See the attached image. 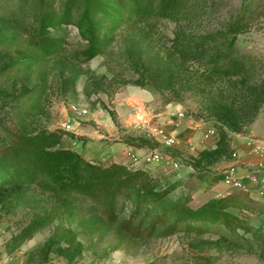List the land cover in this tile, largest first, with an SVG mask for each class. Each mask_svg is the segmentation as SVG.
Wrapping results in <instances>:
<instances>
[{
	"label": "rangeland",
	"instance_id": "rangeland-1",
	"mask_svg": "<svg viewBox=\"0 0 264 264\" xmlns=\"http://www.w3.org/2000/svg\"><path fill=\"white\" fill-rule=\"evenodd\" d=\"M239 19L232 57L222 56ZM231 60L239 63L227 72ZM74 105L88 113L73 112ZM166 107L184 113L176 114L178 126L200 124L198 140L215 128L204 139L217 138L216 147L179 159L174 148L146 137L147 111ZM75 124L196 170L218 168L234 157L233 137L264 131V0H144L136 13L126 0H0V172L9 170L8 140L17 131L55 132L56 148L97 166L117 163L79 153L69 143ZM175 170L149 173L162 194L148 220L166 211L168 221L143 238L59 192L47 175L13 183L0 173V264H264V203L233 209L246 229L182 222L165 234L186 207L220 198L194 197L189 185L172 180Z\"/></svg>",
	"mask_w": 264,
	"mask_h": 264
},
{
	"label": "trees",
	"instance_id": "trees-1",
	"mask_svg": "<svg viewBox=\"0 0 264 264\" xmlns=\"http://www.w3.org/2000/svg\"><path fill=\"white\" fill-rule=\"evenodd\" d=\"M130 13L139 12L144 8V0H126ZM44 21V16L41 22ZM242 30L240 19L228 28V38L225 49L218 51L222 56L232 57L234 41ZM239 62L225 63L223 68L229 71ZM254 112L253 118L257 117ZM8 144L14 150V157L5 173V181L40 179L47 175L52 185L67 197L90 204L98 210L111 224H118L120 228L132 237L143 238L155 235L162 224H166V211H160L150 220L152 205H156V198L162 194L152 184L149 172L134 169L126 165L113 163L108 167L97 166L85 162L80 154L63 148H56L58 134L41 131L37 134L17 131L11 134ZM6 147V145H5ZM49 181V179H48ZM2 182V179L0 180ZM241 201H247L244 204ZM263 205L252 200L248 191L237 189L226 196L209 201L198 209L185 208L176 218L164 228L166 235H173L178 231L182 222L200 224H215L236 231L246 229L247 222L233 212L234 208L253 207ZM154 207V206H153ZM184 207V205H179ZM252 207V208H251ZM192 228V226L189 225ZM204 227V226H203ZM193 229V228H192ZM194 229L202 230L197 226Z\"/></svg>",
	"mask_w": 264,
	"mask_h": 264
},
{
	"label": "crops",
	"instance_id": "crops-1",
	"mask_svg": "<svg viewBox=\"0 0 264 264\" xmlns=\"http://www.w3.org/2000/svg\"><path fill=\"white\" fill-rule=\"evenodd\" d=\"M140 93V92H139ZM145 99H151L152 93L145 90L141 92ZM180 112L179 108L166 107L157 112L147 111V116L143 119L147 121L143 123L142 127L145 131V136L151 139L157 140L163 146L165 144L162 137L156 136L159 131H162L165 136H172L178 140L176 145L170 146L174 148L176 153L181 157H188L196 155L199 149H211L215 148L217 138H213L212 142L205 144L208 139H197L199 123L193 121L182 126H178L179 117L176 116ZM128 121V120H126ZM133 118L128 121L132 122ZM127 123V126L129 125ZM74 134L76 139H71L69 143L75 144V148L79 153L84 154L87 157L96 156L99 159L111 160L117 163H122L133 169H143L149 172L151 175H165L168 168L176 169L171 163H152V164H134L128 151L133 150L139 155H144L152 149L148 146H134L123 139L115 138L114 140L107 141L103 138L102 134L93 132L87 128H83L78 125H74ZM129 131V130H128ZM126 130V132H128ZM260 135V136H258ZM79 136L84 137L85 140H80ZM258 136L259 138H257ZM210 140V139H209ZM73 141V142H72ZM231 145L234 149L233 158L222 161L218 168L212 170H196L193 166L183 165L181 162L180 167L175 170L177 175L172 180H178L183 184L189 185L192 195L194 197H223L229 193L237 190L238 187L234 186L229 181V175L233 173L238 180L248 188L253 187V183L249 178L250 172L256 168V166L262 161L264 156V131L256 129L251 135H240L233 137ZM198 149V151H197ZM179 182V183H180ZM251 197L264 203V198L256 197L250 193Z\"/></svg>",
	"mask_w": 264,
	"mask_h": 264
},
{
	"label": "built area",
	"instance_id": "built-area-1",
	"mask_svg": "<svg viewBox=\"0 0 264 264\" xmlns=\"http://www.w3.org/2000/svg\"><path fill=\"white\" fill-rule=\"evenodd\" d=\"M72 111L75 113L86 114L88 110L86 108L78 107L76 105L72 106ZM180 117H184L183 112H179ZM143 123L147 124L146 120H142ZM65 127L69 130L72 129L71 124H66ZM216 134V129L210 127L204 134V138H209L212 135ZM156 136L162 137L165 144L169 146L176 145L178 140L172 136H165L162 131H159ZM236 156V154H234ZM128 156H130L133 160L134 164H152V163H171L174 168L178 169L180 167V163L178 161L173 160L171 157L163 155L159 150H152L144 155H139L133 150L128 151ZM249 178L253 183L252 188H248L242 184L240 180L236 178V176L231 173L229 175V181L234 184V186L238 187V189H243L251 193L252 195L260 198H264V156L262 161L254 168L250 174Z\"/></svg>",
	"mask_w": 264,
	"mask_h": 264
}]
</instances>
